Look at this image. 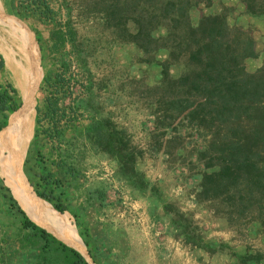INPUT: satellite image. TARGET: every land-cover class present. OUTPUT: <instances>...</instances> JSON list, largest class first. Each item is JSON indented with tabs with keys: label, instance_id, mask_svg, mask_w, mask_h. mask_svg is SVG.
I'll return each mask as SVG.
<instances>
[{
	"label": "rangeland",
	"instance_id": "obj_1",
	"mask_svg": "<svg viewBox=\"0 0 264 264\" xmlns=\"http://www.w3.org/2000/svg\"><path fill=\"white\" fill-rule=\"evenodd\" d=\"M49 2L55 11L56 26L62 25L66 19L64 0ZM10 4L11 0H0L3 14L0 18V56L4 60V66L0 68V84H11L17 90L21 104L23 102L10 120L24 106L23 84L18 80L21 76L17 72L24 75L28 67L25 62H17L23 55L29 64L35 91L30 139L25 147L21 171L27 173L34 186L42 176L40 182L43 184L40 185L48 188L54 199L57 197L77 213L78 222L88 229L95 244L96 261L93 262L79 237L87 263L240 264L238 255L257 253L260 259L251 264H264V212L238 218L226 197L220 198L219 202L197 197V173L204 167L201 162H196L195 150L201 147L202 137L194 130L180 128L185 150L174 149L176 141L172 148L167 147L166 154L164 148L159 149L154 144L151 133L162 138L165 129L155 127V115L148 107L151 98L146 88L158 82L160 65L144 61L142 52L133 44L115 43L113 33L111 35L109 30L95 23L96 15H84L77 6H72L70 18L77 42L82 47V56L78 62L66 52L72 64L63 75L64 86L71 93L60 101L68 111L61 121L63 126L66 125L65 142L48 139L41 131L35 135V107L39 105L43 109L48 93L40 88L41 80L46 71L53 73L55 67L50 63L47 50L40 53L31 28L39 31L44 44L51 25L39 10L24 11L19 4L26 6L25 0L15 3L20 9L19 14ZM222 6L227 8L228 23L248 29L253 37L256 55L247 58L245 65L249 71H254L264 60V12L252 15L245 12L243 3L238 0H220L210 7L193 8L192 17L196 19L201 10L204 13L218 12ZM200 7L202 9L198 10ZM128 25L133 30L130 22ZM17 28L23 34L18 33ZM154 58L163 60L165 53L156 52ZM170 71L173 75L178 73L177 66H170ZM96 111L99 115L110 116L115 125L126 131L130 144L141 152L135 166L153 184L155 191L146 188L140 192L132 187L118 171L116 160L91 146L83 129ZM43 120L40 129L47 127V121ZM15 125L13 119L11 131ZM5 135L0 137V148L4 146ZM34 135L37 138L32 144L31 158L24 164ZM3 168L0 154V264H34L30 248L16 250V240L26 231L20 227V213L12 200L39 225L41 217L38 218L35 212L32 216L27 213L3 177ZM24 182L32 195L37 196L34 186L26 180ZM41 199L37 200L57 213L49 202ZM61 213L57 214L71 223L77 232L73 216L68 211ZM47 228L51 230L49 226ZM191 236L198 240V245L192 243Z\"/></svg>",
	"mask_w": 264,
	"mask_h": 264
},
{
	"label": "trees",
	"instance_id": "obj_2",
	"mask_svg": "<svg viewBox=\"0 0 264 264\" xmlns=\"http://www.w3.org/2000/svg\"><path fill=\"white\" fill-rule=\"evenodd\" d=\"M16 1L24 0H11V8L19 14ZM238 1L243 3L247 13L264 12V0ZM25 2L26 6L19 4L24 11L37 9L44 19L50 20L51 28L44 44L39 31L31 30L40 53L47 50L50 63L55 67L53 73L46 71L41 80L40 88L48 93L43 109L39 105L35 107V135L41 131L48 139L65 142L66 125L61 121L68 111L60 101L71 93L64 86L63 75L72 64L66 52L78 62L82 56L70 18L72 6H77L84 15H96L95 23L113 33L115 43L133 44L142 52L144 61L160 65L158 82L146 89L151 98L148 107L155 115V127L165 131L162 138L151 133L152 139L167 154V147L172 148L176 141L174 149L185 150L180 128L194 130L202 137L201 147L195 150L196 162L204 167L197 173L199 200L219 202L226 197L238 218L264 212V60L254 71L246 68L245 60L256 55L253 37L248 29L228 23L226 7L212 13H204L200 7L199 16L192 17L193 8L210 7L220 0H64L66 19L57 26L49 0ZM17 32L23 34L18 28ZM161 51L165 58L154 60V54ZM172 65L178 68L174 75L170 71ZM3 66L0 56V68ZM33 70L36 75L35 66ZM20 106L17 90L11 84H0V130ZM42 119L47 121L44 129H40ZM83 133L96 151L116 160L118 171L132 187L140 192L146 188L155 191L153 184L135 166L141 152L130 144L126 131L115 125L110 116L96 111ZM35 135L27 148L24 164L31 158ZM24 174L34 186L27 173ZM2 175L4 177V168ZM40 181L34 186L37 196L49 202L58 213L68 211L73 216L77 233L95 262V244L88 229L81 227L77 213L57 197L54 199ZM12 201L20 213V227L26 231L16 240V250L30 248L34 264H88L76 249L36 224ZM190 240L199 244L193 236ZM238 256L240 264L256 263L261 257L257 253Z\"/></svg>",
	"mask_w": 264,
	"mask_h": 264
},
{
	"label": "bare ground",
	"instance_id": "obj_3",
	"mask_svg": "<svg viewBox=\"0 0 264 264\" xmlns=\"http://www.w3.org/2000/svg\"><path fill=\"white\" fill-rule=\"evenodd\" d=\"M0 18H3L1 7H0ZM6 23L10 25V23L7 20ZM10 58L11 57L9 56L7 57L8 60H10ZM19 61H21L22 64L25 62L24 64L25 67L27 66L29 67L26 57L24 59V55L23 58L21 59L18 58L17 62ZM21 63L20 65H22ZM28 67L25 68L26 70L24 71V75L23 73L21 74V72L16 69L17 72H19V75L21 76V77L19 76L20 78L18 80L23 84L22 86V93L24 96L23 109L18 113H16L13 117H11L12 119L10 120L9 127H7L5 132L0 136L3 137L5 134H7L5 135L6 138L2 140L3 142L2 144H4V146L0 148L2 163L5 169L4 177L8 181L12 190L15 192L17 198L22 202L24 209L27 211V213H29V215L31 216L34 215L35 213L36 214L38 213L37 217L38 218L41 217L40 226L44 227L58 238L60 236L61 237L60 239L63 240L66 244L72 246L73 248L80 251L82 254L86 255L85 248L74 226L71 225V223L67 222L65 219H63L62 217H60L57 214L58 212L55 213L54 211L49 209L45 203L38 201L37 199L40 198H38L36 195L34 196L32 195L31 190L24 182L26 180L24 175L21 174L22 173L21 163L24 159L25 147L27 146V142L30 139L31 125H32V111H33L32 106L34 105L33 94L35 92L33 86L34 79L31 76L32 74ZM13 119L16 121V125H15L16 128H14L11 131L10 127ZM20 174L22 175V177ZM22 178L24 179V181ZM33 212L35 213L32 214ZM36 224L38 223L36 222ZM47 226H49V228L52 231L49 230Z\"/></svg>",
	"mask_w": 264,
	"mask_h": 264
},
{
	"label": "water",
	"instance_id": "obj_4",
	"mask_svg": "<svg viewBox=\"0 0 264 264\" xmlns=\"http://www.w3.org/2000/svg\"><path fill=\"white\" fill-rule=\"evenodd\" d=\"M22 105H23V102H22V104H21V106L17 109V110H19L21 107H22ZM17 110H15L14 112H12L11 114H13V113H15ZM11 114H10V116H11ZM10 116H9V118H8V122H7V125L5 126V127H3V128H1V130H0V132L3 130V129H6L8 126H9V120H10ZM22 174L24 175V173L22 172ZM24 177L26 178V176L24 175ZM26 180H27V178H26ZM27 182H28V184H29V181L27 180ZM30 185V184H29ZM31 186V185H30ZM34 192V191H33ZM35 193V192H34ZM36 194V193H35ZM58 212V211H57ZM60 214H62L61 212H59ZM42 227V226H41ZM44 228V227H43ZM47 230V229H46ZM53 234V233H52ZM54 235V234H53ZM57 237V236H56ZM58 238V237H57ZM60 239V238H59ZM61 240V239H60ZM63 241V240H62ZM64 242V241H63ZM65 243V242H64ZM72 247V246H71ZM75 249V248H74ZM77 250V249H76ZM78 251V250H77ZM80 254H82L80 251H78ZM82 256L85 258V256L82 254ZM86 259V258H85ZM86 261H87V259H86Z\"/></svg>",
	"mask_w": 264,
	"mask_h": 264
}]
</instances>
